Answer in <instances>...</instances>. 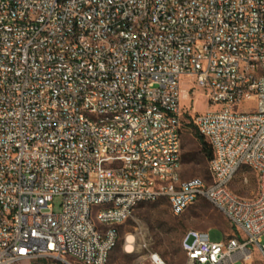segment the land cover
Returning <instances> with one entry per match:
<instances>
[{
    "label": "built area",
    "instance_id": "1",
    "mask_svg": "<svg viewBox=\"0 0 264 264\" xmlns=\"http://www.w3.org/2000/svg\"><path fill=\"white\" fill-rule=\"evenodd\" d=\"M174 9L182 25L161 31ZM120 22L127 37H117ZM63 38L70 49L53 52ZM247 56L264 62V0H0V264H75L68 254L108 264L134 201L161 198L174 215L207 200L243 232L220 242L188 232L186 264H254L252 245L264 263V71L249 73ZM183 78L188 96L203 93L205 111L192 97L185 110ZM56 103L71 111L52 114ZM88 112L119 113L127 134L90 123ZM185 123L212 148V181L156 187L160 175L182 178L174 156L183 161ZM248 164L259 169L258 191L238 202L232 187L249 182ZM96 201H117V210L97 213ZM108 221L118 228L105 232ZM136 243L127 234L124 250ZM147 259L169 264L150 249Z\"/></svg>",
    "mask_w": 264,
    "mask_h": 264
},
{
    "label": "rangeland",
    "instance_id": "2",
    "mask_svg": "<svg viewBox=\"0 0 264 264\" xmlns=\"http://www.w3.org/2000/svg\"><path fill=\"white\" fill-rule=\"evenodd\" d=\"M182 83L186 96L183 99L185 110L191 109L193 101L194 110L205 111L207 104L203 93H191L188 96V79L183 78ZM243 172L248 175L249 182L242 185L238 180L232 188L237 194L250 198L258 191V177L250 168L244 169ZM182 178H201L208 183L212 181L209 160L201 152L195 131L191 129H184ZM61 203L62 199L57 197L54 201L56 212L61 211ZM192 230L209 231L211 240L215 242L224 241L234 234L243 237V232L232 225L229 219L207 200L201 199L183 214L174 215L168 200L161 198L155 202L141 203L135 208L130 218L120 227V242L114 248L108 264H150L147 259L148 249L158 252L169 264H185L183 240ZM127 234H133L137 239L135 250L131 253L124 250ZM262 240L264 243V237ZM250 248L254 252V264H264L256 247L252 245ZM49 263L54 264L46 261L35 264ZM75 264L82 263L76 261ZM236 264L245 263L238 261Z\"/></svg>",
    "mask_w": 264,
    "mask_h": 264
},
{
    "label": "bare ground",
    "instance_id": "3",
    "mask_svg": "<svg viewBox=\"0 0 264 264\" xmlns=\"http://www.w3.org/2000/svg\"><path fill=\"white\" fill-rule=\"evenodd\" d=\"M183 11L182 9H174L173 14H168V18L162 19L161 31H168V28L180 27L182 25ZM145 18H134V26H144ZM152 34H160V27H152ZM128 36V22H120V29L117 30V37H127ZM70 49V38H63L61 43L53 44V52H63ZM248 64H256L249 66V73H259V71H264L263 57L259 56H247ZM58 70L61 72H71L72 63L67 59L58 60ZM78 91H82V101L81 108H89L90 99V84L82 83L78 84ZM186 96L183 95V99ZM71 103H56L52 105V114H61V112H70ZM78 118H87V111H78ZM88 119L90 123H96V126H104V122L107 123V131H117V137H125L127 134V127H120L119 129V113L104 112V119H98L97 112H88ZM103 159H110V151H103ZM174 163L177 164V171L182 172L183 161L181 162V156H174ZM248 168L253 170L258 177L259 183V169H257L255 164H248ZM184 186L185 179L175 178L174 175H160L155 179L156 187L164 186ZM236 198L238 202H248L250 198L241 196L236 193ZM158 200H151L155 202ZM148 202V200L134 201V208L139 204ZM191 206H186V210ZM97 213H107V210H117V201H106L103 205V201H96ZM118 228V221H108L105 224V232H112ZM194 232H205L203 230H194ZM133 235V234H130ZM115 247H110L108 250V260H110L111 254ZM183 250L188 254V246L183 243ZM68 261H79L84 264V258H76V254H68ZM185 262V264H186ZM12 264H21V262H12ZM22 264H35L34 262H24ZM50 264V263H49Z\"/></svg>",
    "mask_w": 264,
    "mask_h": 264
},
{
    "label": "trees",
    "instance_id": "4",
    "mask_svg": "<svg viewBox=\"0 0 264 264\" xmlns=\"http://www.w3.org/2000/svg\"><path fill=\"white\" fill-rule=\"evenodd\" d=\"M185 129H190V125L185 123ZM195 131V137L201 146V152L205 155V157L210 161L213 155L212 148L210 144L206 141V139L199 134V132Z\"/></svg>",
    "mask_w": 264,
    "mask_h": 264
}]
</instances>
